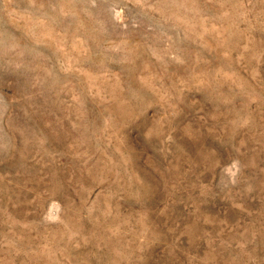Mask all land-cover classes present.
<instances>
[{
	"label": "rangeland",
	"instance_id": "1",
	"mask_svg": "<svg viewBox=\"0 0 264 264\" xmlns=\"http://www.w3.org/2000/svg\"><path fill=\"white\" fill-rule=\"evenodd\" d=\"M0 264H264V0H0Z\"/></svg>",
	"mask_w": 264,
	"mask_h": 264
}]
</instances>
